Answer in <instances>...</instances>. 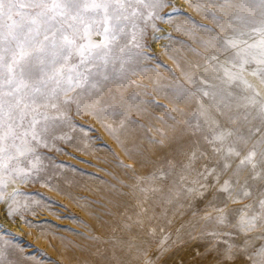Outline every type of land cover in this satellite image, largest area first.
<instances>
[{
	"label": "snow or ice",
	"instance_id": "obj_1",
	"mask_svg": "<svg viewBox=\"0 0 264 264\" xmlns=\"http://www.w3.org/2000/svg\"><path fill=\"white\" fill-rule=\"evenodd\" d=\"M209 2L192 5L215 22H193L208 34L191 49L197 59L170 56L183 83H162L160 69L176 72L150 50L157 22L172 20L164 10L179 11L171 0H0V204L8 217L40 203L21 200V186H52L41 149L63 151L73 113L88 114L132 161L118 166L131 173L120 184L136 197L132 214L109 201V226L127 238L104 240L111 249L96 248L100 264H157L200 239L220 251L216 264H264V0ZM149 73L151 90L136 79ZM132 87L142 91L126 96ZM179 140L187 145L162 166L137 174V163L151 161L145 142L158 160ZM86 239L101 241L91 232Z\"/></svg>",
	"mask_w": 264,
	"mask_h": 264
},
{
	"label": "rangeland",
	"instance_id": "obj_2",
	"mask_svg": "<svg viewBox=\"0 0 264 264\" xmlns=\"http://www.w3.org/2000/svg\"><path fill=\"white\" fill-rule=\"evenodd\" d=\"M171 3L179 11L172 12L171 7L164 10L171 13L172 20L170 23L157 22L161 32L152 42L150 54L158 57L176 72L174 79L169 73L160 69L164 77L162 83H176L177 80L183 83L180 69L170 56L197 59L191 49L199 50L200 39L207 38L208 34L194 27L193 22L207 25L209 28L214 27L215 22L205 15L204 10H197L192 6L199 3L202 8H209L211 7L209 0H171ZM186 17H191V21ZM177 26L180 30H177ZM189 32L193 35H189ZM169 33L171 40L167 38ZM181 40L185 43H178ZM164 45L170 46L169 51H165ZM152 75L149 73L136 79L148 85L151 90L152 82L149 77ZM136 91L142 89L129 88L125 95L128 96ZM162 102L168 103L167 100ZM73 120L74 130L63 129L69 132L73 139L67 144L58 142L63 151L41 149L48 175L53 177L50 182L52 186H44L42 182L21 186L23 194L21 200L28 197L39 200L40 203L33 205L22 215L11 218L6 215L5 206L0 204V251L4 253V264H100L96 248L110 251L111 240L107 244L103 241L108 240L110 236H124L119 230L112 232L109 225L114 218L107 212L109 208L116 212V208L109 203L110 200L121 202L120 211H124V204L128 207V214L135 211L132 207L135 204V195L129 188L120 184V181L131 183L129 179L131 173L118 166V161L125 164L132 161L125 154L120 143L108 133L104 124L94 116L73 113ZM110 122L105 121V123ZM151 135L160 138L155 132ZM121 139L123 140L124 137ZM181 144L186 146L187 140H179L171 148L164 149L159 153L161 158L157 160L153 156V153L158 151L157 146L145 142L146 156L150 157L151 161L147 164L137 163V174L148 175L155 166H162L163 156L173 155L174 150ZM125 146L130 147L127 142ZM86 204L89 206L83 207ZM96 214H99L101 219H97ZM177 227L179 222L166 226L165 231L174 232ZM90 232L100 236L101 241L86 239ZM160 236L161 233L158 232L156 240L152 241L154 254ZM210 243L209 239L188 241L160 255L157 264H216L220 258V251L210 249L208 247Z\"/></svg>",
	"mask_w": 264,
	"mask_h": 264
},
{
	"label": "bare ground",
	"instance_id": "obj_3",
	"mask_svg": "<svg viewBox=\"0 0 264 264\" xmlns=\"http://www.w3.org/2000/svg\"><path fill=\"white\" fill-rule=\"evenodd\" d=\"M4 221V220H3ZM7 223H9V222H7ZM10 224V223H9ZM12 226V228H13V225H11ZM17 228H19V227H17ZM16 229V228H15Z\"/></svg>",
	"mask_w": 264,
	"mask_h": 264
}]
</instances>
